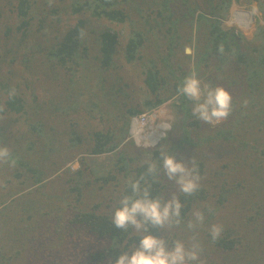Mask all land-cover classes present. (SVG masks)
Masks as SVG:
<instances>
[{
  "label": "trees",
  "instance_id": "16d2710c",
  "mask_svg": "<svg viewBox=\"0 0 264 264\" xmlns=\"http://www.w3.org/2000/svg\"><path fill=\"white\" fill-rule=\"evenodd\" d=\"M39 1L16 0L15 12L19 21L16 29L21 34L20 44L29 39L37 12L44 16L37 21V30L40 32L46 29L47 15L61 16L66 10L69 16H75L71 18L76 21L68 24L67 30L57 42L45 46L39 43L31 46V55L26 56L25 61H33L35 54H42L48 68H52L56 74L59 73L58 66L65 68V77L69 78L64 84V90L57 92V103L48 101L46 106L42 105L36 101L37 96L34 95L32 109L20 93L9 96V91L13 89L9 84L4 81L0 83L3 91V94L0 92V105L4 108L0 116L25 117L28 131L35 138L27 143V150L24 149L32 151L35 159L31 161L17 151H10L17 162L16 166L0 164V173L6 175L10 172V178L6 181L8 185L16 180L20 185L31 188L35 197H45L41 194L42 189L59 181V178L48 181V177L63 170L57 159L58 154L64 152V146L63 140L57 139L59 135L56 127L44 120V117L42 119L44 111H50L53 107L55 118L61 121V113H75L81 105L89 111L90 118L92 116L94 119L96 113V118L99 117L101 122H109V125L102 123L101 128L88 131L89 135L86 136L78 131L81 125L79 122L70 121V129L73 130L68 140L72 147H80L83 142L89 141L91 147L88 148V162L83 159V168L74 173L68 168L65 169L73 177L68 180V198L58 200L53 197V202L40 199L38 204L32 203L30 199L29 203L19 204L20 200L14 199L6 208L0 210V216H5L14 205L23 209L15 219L19 223H26L28 232L22 229L16 233L17 239L38 243V240L45 241L57 233L65 232L62 235L63 246L69 248L73 236L71 231H76L83 236L84 246L94 247L93 251L83 255L84 258L86 256L88 264H114L119 255L138 244L142 233L137 234L132 228L127 231L117 229L112 224L113 212L119 206V200L130 194L129 180L138 179L144 174L147 168L145 161H151L158 165V175L146 177L151 184L153 198L166 200L173 194L174 189V194L183 205L182 223L175 227V232L167 237L166 230L152 229V235H165L170 246L177 239L185 243V237L177 235L178 232L184 233L185 230L192 237L197 235V230L204 229L199 225L196 232L191 231V234L186 228L198 206L204 212L205 218L213 216L212 219L231 209L233 215L237 218L243 217V221L238 223L232 220L233 225L231 222L229 225H222L223 232L216 241H212L210 232L203 230V248L209 249V252L200 253V260L194 264H264V240L260 237L254 243L249 239L250 232L257 233L260 228L263 230L257 234H264V225L261 224L264 222V26L257 23L251 39L221 26L233 3L241 0H203L205 8L195 0H60L61 6L49 5L47 11ZM252 2L257 3L264 20V0H245L243 3L250 7ZM172 3L175 4L171 6ZM1 17L0 12V20ZM69 20L72 21L70 18ZM58 21H62L61 18ZM95 23L109 24V27H97ZM113 25L126 30V44L122 56L119 50L120 34L117 33L122 30H116ZM81 30L85 33L83 38L80 36ZM11 33L12 29L6 28V35ZM89 33L93 35L92 47L88 46L91 40ZM1 43L0 38V45ZM221 45L223 53L218 50ZM187 46L194 48L193 57L184 54ZM87 58L96 63V92L92 84L83 80L82 76V81L76 79L80 70L88 68ZM120 58L124 59L126 66L119 65ZM69 63L73 67H67ZM188 64H192L191 69L187 68ZM50 69L48 75L56 78L60 76L50 73ZM120 71L125 73L124 77ZM193 71L202 87L204 81L211 87H223L225 83L229 84V76L232 78L230 86L234 87L230 115L219 125H212L214 131L207 137L196 133L201 128L202 121L192 115L193 102L178 96V87ZM163 72L167 73L166 76ZM124 78L138 88L140 96L136 98V106L128 105L134 96L125 90L129 87L128 84H121ZM64 100L68 102L65 108L62 107ZM170 100H173V107L176 109L173 113L176 117L172 121V130L168 136L150 150L137 148L134 152L132 147H136L132 143L123 147L131 117ZM242 110H246L247 114H242ZM48 117L50 119L49 114ZM5 129V126L0 125V146L9 147L11 144L3 134ZM214 141H220L231 150L237 151L234 152L232 160L223 166L228 172L233 171L235 176L231 177L228 172H217L218 181L211 188L200 185L193 195L180 193L160 170V153L175 155L176 152H181L184 145L202 150ZM196 166L199 175L207 174L204 163L196 161ZM51 173L53 175L48 176ZM77 179L79 183L70 186ZM90 180L96 183L99 191H111V196L109 202L104 200L91 209H86L85 205L90 204L89 199L95 197V194L88 197L90 195L86 193L87 190L94 192V185ZM62 187L63 183L55 186V190L61 191ZM72 196L75 200L69 201ZM31 205L35 206V211L30 209ZM38 209L40 212L36 214ZM221 209L223 210L220 211ZM42 220L49 222L50 233L46 231ZM242 223L248 229V235L241 234ZM43 229L45 235H42ZM213 255H218L219 259H214ZM0 256H4L2 251ZM16 256L18 255H12ZM3 263L12 264L11 258L3 257Z\"/></svg>",
  "mask_w": 264,
  "mask_h": 264
},
{
  "label": "rangeland",
  "instance_id": "374dc122",
  "mask_svg": "<svg viewBox=\"0 0 264 264\" xmlns=\"http://www.w3.org/2000/svg\"><path fill=\"white\" fill-rule=\"evenodd\" d=\"M70 1V0H68ZM197 4L202 5L205 8V5L203 3V0H195ZM245 0H241V2H234L228 17L224 20H222L221 26L224 27V29H233L235 32L241 33L245 36H247L249 39L252 38L253 33L256 30V25L259 23L261 26H264V20L262 19L263 15L258 11V6L256 2H252L251 6L248 7L246 3H243ZM49 0H40L39 3L42 4L43 9L47 11L49 9V5L53 6H61L62 3L60 0H52V3H48ZM16 0H0V12L2 14L1 20H0V38L2 39V43L0 45V83L4 81L5 83L9 84L10 87L15 89V93H20L28 102L31 109L34 105V95L37 96L36 101L39 103L47 104L48 101L52 102L53 104L58 102V99L56 95L58 94L60 90H64V84L67 83L69 77H65L67 71L65 68L57 67L56 74L54 70L46 65V61L43 58L42 54H35L33 56V61L26 62L25 59L26 56L31 55L30 47L36 44H42V46L50 45L51 43H55L58 41V39L64 34V32L68 28V24H73L75 20H73L71 17L75 16H69L68 12L64 10L63 14L61 16H54L47 15V26L46 29L43 30V32H40L37 30V21L44 16L40 15L37 12V19L34 21V27L32 29V33H30L29 39L26 42H23L20 44V38L21 34L17 32V26H18V18L17 14L15 12L16 10ZM175 3H172L171 6H173ZM179 6V5H178ZM248 13L249 16H243L241 12ZM236 13H239L240 16H243V20L245 21V28L240 27L238 23L234 22L236 20ZM245 13V14H246ZM49 14V13H48ZM34 15V14H32ZM62 21H58V20ZM69 18L72 20L70 21ZM58 19V20H57ZM234 19V20H233ZM57 20V21H56ZM95 20V19H94ZM96 24V23H95ZM50 25V27L48 26ZM96 26H105V28L109 27V24L101 25V23L96 24ZM11 28L12 33L11 35H6V28ZM116 30H122L117 31V33L120 34L119 38V50H120V56H122L123 48L126 44V30L123 27L120 26H112ZM90 34V33H89ZM91 40L89 42V47H92L93 44V35L90 34ZM190 49L189 53L185 51V49ZM245 49V48H243ZM195 51L193 47H185L184 48V54L190 57H193ZM92 55H95V53L92 52ZM84 58V57H82ZM86 61L88 62L89 66L88 68L84 70H80L77 75L76 79L79 81H82L81 77H83V80H87L89 84L93 87V90L96 92L95 84H96V63L91 58H87ZM119 65H125L124 59H119ZM185 62V61H184ZM44 63V64H43ZM67 67H73V64L69 63L66 65ZM192 64H188V69H191ZM54 72L56 75H60L58 78L54 75H48L47 73ZM125 69V68H124ZM187 69V70H188ZM126 70V69H125ZM121 75H125L123 71H120ZM164 76H166L167 73H164ZM124 77V76H123ZM198 78V77H197ZM203 83V82H202ZM228 83H225L223 87L231 94L234 87L233 85L230 86V83H232V78L229 76ZM121 84H128L129 87L125 88L127 92H130L132 98L130 102H128V105L130 107L136 106V102L139 95L138 88L136 84H133L130 82L129 79L124 78V80L121 81ZM203 85H209L205 81ZM210 86V85H209ZM233 87V88H232ZM232 88V89H231ZM0 92L3 94V91L0 89ZM94 92V93H95ZM137 98V99H136ZM84 100V98L82 97ZM68 105V102L64 100L62 103V107L65 108ZM244 107L248 109L245 105ZM79 110L75 113L71 114H65L61 113V121H59L57 118H55L56 114H53L55 111L52 107L50 111H44L41 112L42 119L44 117V120H46L49 124L52 123L58 132H56L59 136L57 139L63 140V148L64 152H60L58 154V164H60V167L63 168L62 171H60L58 174L53 175V173L48 174L49 180L48 181H55V178H59V181H55L54 184L47 185V187L42 189L41 194H43L45 197H35L31 193V188H27V185H20L18 181L13 180L10 185L6 183L8 178H10V172L6 175H3L0 173V210L6 208L10 202H12L14 199H19V204H25L26 202L29 203L28 199L32 200V203L36 202V204L39 203L40 199H47V201H54L52 200L53 197H57L58 200H63L68 198V192L66 190L68 189V180L73 178L70 176V172H67L65 170L67 166L72 170L71 173H74V171L77 169L79 170L81 167L83 168L82 162L83 159H86L85 162H88L89 158V150L90 149V143L89 141L83 142L80 147H72L71 143L68 139H70V121L76 120V122H79L81 125L79 126L78 131L86 136L89 135L88 131L90 130H97L105 124L106 126L109 125V122H101L100 118H96V113L94 115V119L90 118L89 111L83 107L79 106ZM77 108V109H78ZM156 109H161L162 113V119L164 120H170L171 127L167 129V134L165 136L159 137V139H155L154 145L157 146L166 136H168V133L172 130V121L176 117V115L173 113L176 109L173 107V100L165 102L163 105L159 107H155ZM249 110V109H248ZM146 113H149L147 111L151 110H143ZM46 112V113H45ZM50 116V119L48 117V114ZM242 114H247L246 110L241 111ZM144 113H140L138 116L142 115ZM136 116V117H138ZM171 117V118H170ZM133 117H131L132 120ZM51 120V122H50ZM131 120H130V126H131ZM162 121V120H161ZM155 125L159 127L160 120L156 116L155 118ZM223 120L214 123V124H207L202 121L201 128L198 129L199 131L196 133H199L200 135H203L204 137H207L209 134L214 131V128L212 125H219L222 123ZM103 123V124H102ZM0 125L5 126V130L3 131V134L7 138L9 144H11L8 148L10 151H17L21 155H23L25 158L33 161L35 159L32 151H25L27 150V143L30 140H34V136L28 131V126L26 124L25 117L22 116H0ZM129 126V128H130ZM195 129V128H193ZM155 131V130H154ZM169 131V132H168ZM146 137H152V131L145 132L144 134ZM56 138V137H55ZM125 146V145H124ZM123 146V147H124ZM127 147V146H126ZM186 147V148H185ZM187 148H190L187 149ZM25 149V150H24ZM134 152L137 151V148H133ZM145 150V149H144ZM150 150V149H147ZM183 150V151H182ZM181 152H176L175 154L177 162L183 161L187 166H191V160L195 158V162L199 161L201 163H204V168L206 169L205 176L200 175V185L211 188L216 181H218L219 176H217V172H228V169L223 168V166L230 162L232 160V156L234 155L235 151L234 149H230L228 146L222 144L220 141L217 143L214 141L212 144H208L200 149H193L190 146L184 145ZM99 159H103V157H98ZM84 163V162H83ZM86 166V163L84 164V168ZM242 166V165H239ZM240 168V167H239ZM1 170V169H0ZM231 177L235 176V173L233 171L228 172ZM64 178L62 179V177ZM203 177V178H202ZM47 179V178H46ZM94 179V178H93ZM63 180V181H61ZM90 182L94 185L92 187L93 193L90 190H87L86 193L92 197V195L95 194V197L89 199L90 204H86V209H91L92 206L98 205L97 203L101 201H107L109 202L111 191H108L107 193L101 192L98 190V186L96 183L92 180ZM63 183V187L61 191L55 190V186H60ZM79 183V180L77 179L75 182L74 180L70 183L71 185H76ZM11 187V188H10ZM12 189V190H11ZM91 189V190H92ZM176 189H178L176 187ZM213 189V188H212ZM64 190V192H63ZM63 192V194H62ZM175 193L173 189V194ZM31 194V195H30ZM40 195V194H39ZM168 195H170V190L168 191ZM97 197V198H96ZM75 200V197L72 196L69 198V201ZM56 205V203H55ZM63 207V206H60ZM11 208H13L11 211H9ZM5 216H0V251L3 252V257L6 259H10L12 261V264H88L86 256L85 258L83 255L85 253H89L94 250V247L90 246H84V238L81 236V234H78L76 231H71V234L73 236L71 237L72 243L71 246L65 247L63 246L62 241V235L63 233H57L53 238H49L45 241H39L38 243H30L29 240L19 238L17 239L16 233L20 232L22 229L26 232H28V229L25 224L26 223H19L15 219L16 215H20L23 211L18 205L12 206ZM57 207L54 209L56 210ZM65 208L67 209V205H65ZM30 209L32 211H35V206H30ZM216 209H219L216 207ZM200 210L201 207L198 206L197 209H194V211ZM221 209L220 211H222ZM4 212V211H2ZM40 210L38 209V214ZM9 217V218H8ZM213 216H207L204 220V224L200 227L204 228L203 230H206L207 233L210 232V228L213 224H219L224 225L225 223H229L234 220L235 222L240 223L243 221V217H235L233 215V212L231 209H228V211H223L220 213L215 219H212ZM4 218V219H3ZM47 219L50 220V217L47 216ZM43 225L45 226V229L48 233H50V227L48 226L49 222L47 220H42ZM42 221L39 224L42 223ZM233 225V222H231ZM29 224V223H28ZM264 225V222L261 223ZM230 225V228H233V226ZM240 231L242 235H248V229L244 226V223L241 224ZM245 228V229H244ZM45 229L42 231V235H45ZM177 228H172L170 230L165 231V235L168 237L172 232H175ZM203 230H197V241L201 245V254H203L204 251L206 253L209 252V249H204L205 241L202 239L204 235ZM263 228H260L257 233H261ZM199 231V232H198ZM139 234L138 232H136ZM189 233L192 234L191 231ZM257 233H251L249 239L253 240L254 243L257 241V239L264 240L263 235H259ZM182 235V237H185V245L186 247L190 246L191 244V236L188 235V232L184 230V233L178 232L177 235ZM165 235L162 236V238L165 239ZM187 235V236H186ZM15 239V240H14ZM3 245V246H2ZM96 246V243H94ZM10 250L11 252L7 251ZM55 252V254H53ZM12 255H18L16 257H12ZM214 259H219L218 255H213ZM3 257L0 256V263H3ZM221 263V259H220Z\"/></svg>",
  "mask_w": 264,
  "mask_h": 264
},
{
  "label": "clouds",
  "instance_id": "9594fccd",
  "mask_svg": "<svg viewBox=\"0 0 264 264\" xmlns=\"http://www.w3.org/2000/svg\"><path fill=\"white\" fill-rule=\"evenodd\" d=\"M51 3L52 0H49V4ZM84 35L85 33L81 30V38ZM218 50L223 53V46L221 45ZM185 51L187 53L190 49L186 48ZM14 95L15 89L13 88L9 91V96ZM178 96L186 97L192 101V115L207 124H214L227 119L232 110L231 94L221 86L203 85L202 87L201 81L194 71L183 79L182 84L178 87ZM153 110L160 109H151V111ZM3 111L4 108L0 105V113ZM141 113H145V111ZM162 114L159 119V124H161L159 127L157 126L152 134L154 140L159 139V131L167 134V130L162 127L166 129L171 127V119L167 121L162 119ZM129 133L130 128L123 140L124 145L132 143L136 148L145 150L154 149L158 146L154 145L147 148L137 146L133 140H128ZM160 156L162 158V162L159 164L160 170H162L167 180L178 188L180 193L190 196L199 190L201 177L195 158L191 160V166L189 167L183 161L177 162L175 155L161 152ZM16 163V160L11 156L10 149L6 146H0V164L15 167ZM145 163L147 164L146 172L138 179L129 180L130 194L124 195L119 200V206L115 208L112 215V224L117 229L127 231L132 228L136 232L142 233V235L138 244L119 255L114 264H194V262L200 260L202 250L195 235L191 237L190 246L186 247L185 243L179 239L172 241L170 246L166 239L151 234L152 229L163 231L179 227L182 223L181 210L183 205L176 194H172L166 200L160 197L153 198L151 184L146 177H156L158 175V165L156 162L151 161H145ZM67 168L70 169L68 166ZM209 212H211V209H209ZM192 217L188 220L186 228L194 232L199 225L204 223L205 214L203 211L197 210L192 213ZM222 232V225L213 224L210 228L212 241L218 240Z\"/></svg>",
  "mask_w": 264,
  "mask_h": 264
},
{
  "label": "built area",
  "instance_id": "2783aa9c",
  "mask_svg": "<svg viewBox=\"0 0 264 264\" xmlns=\"http://www.w3.org/2000/svg\"><path fill=\"white\" fill-rule=\"evenodd\" d=\"M161 114H162V110H153V111H149V113H144L138 117H133L131 120V126H130V133H129V138L128 140H133L134 143L137 146L140 147H153L154 146V139L153 137H146L144 134L145 132H151L152 134L154 133V130L157 129V126L155 125V118L156 116L158 117V119L161 118ZM164 125H168V124H164ZM135 127H137L140 131V138L137 139L134 136V130ZM163 129L167 130L166 128L162 127ZM165 132L163 131H159V137L164 136ZM146 145H151V146H146Z\"/></svg>",
  "mask_w": 264,
  "mask_h": 264
},
{
  "label": "bare ground",
  "instance_id": "6f19581e",
  "mask_svg": "<svg viewBox=\"0 0 264 264\" xmlns=\"http://www.w3.org/2000/svg\"><path fill=\"white\" fill-rule=\"evenodd\" d=\"M242 13V15L243 16H249V17H251L248 13H244L243 11L241 12ZM243 16H240V14L239 13H236V20H234V22H236V23H238L239 24V26L240 27H243V28H245V21L246 20H243ZM134 136L137 138V139H139L140 138V131H139V129L137 128V127H135V130H134Z\"/></svg>",
  "mask_w": 264,
  "mask_h": 264
},
{
  "label": "water",
  "instance_id": "95a60500",
  "mask_svg": "<svg viewBox=\"0 0 264 264\" xmlns=\"http://www.w3.org/2000/svg\"><path fill=\"white\" fill-rule=\"evenodd\" d=\"M189 53V52H188Z\"/></svg>",
  "mask_w": 264,
  "mask_h": 264
}]
</instances>
